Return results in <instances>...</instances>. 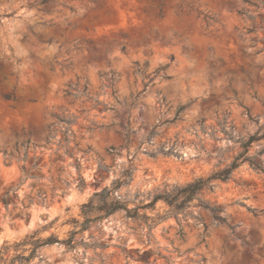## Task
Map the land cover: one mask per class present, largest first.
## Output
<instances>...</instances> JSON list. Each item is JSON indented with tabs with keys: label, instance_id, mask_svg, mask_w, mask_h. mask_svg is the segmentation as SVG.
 <instances>
[{
	"label": "rangeland",
	"instance_id": "374dc122",
	"mask_svg": "<svg viewBox=\"0 0 264 264\" xmlns=\"http://www.w3.org/2000/svg\"><path fill=\"white\" fill-rule=\"evenodd\" d=\"M42 1L0 0V264H264V137L176 215L162 198L264 131V0ZM105 187L131 214L98 210ZM34 233L72 241L24 261Z\"/></svg>",
	"mask_w": 264,
	"mask_h": 264
},
{
	"label": "trees",
	"instance_id": "16d2710c",
	"mask_svg": "<svg viewBox=\"0 0 264 264\" xmlns=\"http://www.w3.org/2000/svg\"><path fill=\"white\" fill-rule=\"evenodd\" d=\"M45 1H47V0H43L42 2H45ZM91 2H95V0H91ZM156 2H157V5L155 6V8L151 7V9L152 10L155 9L153 14L156 17L162 18L164 15L165 0H156ZM176 7H177L179 13L183 12L181 5H177ZM187 7L191 8L192 6L190 4H188ZM204 18H207V15H204ZM0 68H1V66H0ZM50 69L52 70V67ZM135 73L146 75V77L148 78L147 83H150L152 81V78L146 74L145 67H140V66L136 65ZM118 76L119 75L115 72H111L110 74L105 76L106 81L108 82V84L111 88H112L113 84L116 82V80L118 79ZM2 78L4 79L5 76H3ZM144 85L146 86L147 84H144ZM77 89H79V86L77 84H75L69 88V90L67 91V94L73 95V91H76ZM86 89H87V84H84L82 86V91H85ZM111 92L114 93V90L112 89ZM2 97L5 100H12V101L16 100V96L14 95L13 92L2 93ZM30 100H33V99H30ZM183 108H184V106H179L177 108L176 113H175V118L178 117L179 113L182 111ZM56 118H57V124L62 125L64 127L62 133L65 136V140H67L66 137H67V133L69 131V127L72 123V120L69 118H66V117H56ZM262 137H264V131L258 137L251 136L247 140H245L242 143L244 151L242 153H240L232 161V163L230 164V166L228 168H226V169L222 170L221 172H218V173H216V174H214L211 177H208L206 179H202V178L197 179L195 182H193V183L189 184L187 187L181 189V191H180L181 193L175 194L171 197L170 196L162 197L164 199V201L171 207L170 213L176 215L179 212L182 205H185V203L187 201H189L190 199H192L194 197L195 193H197L200 189H202L203 187L208 185V182L210 179H212V178H219L221 180L227 179L231 170L238 166L239 163L237 162V159L247 150V148L251 145V143L253 141L259 140ZM20 146H21V150H20V147L17 144H15L10 151L7 152V150H4L3 153L7 154L8 158H11L12 156L16 155L18 158H22V160L25 161L26 157H27V149L29 146V141L23 142L22 144H20ZM65 152L68 155L71 154L70 151H68V150H65ZM85 152H87V150H85ZM244 160H247V158H244L242 161H244ZM251 164L255 165L256 167H259V165L255 164L254 162H251ZM75 166H76V169L78 170L79 169V163L76 162ZM77 186L79 188H82L84 186V178L82 176L78 177ZM116 187H117V185L114 188H116ZM110 192H111V189H108L107 187H105L100 192H97L94 194V196L98 198V202L100 203V207L98 208V210L103 211L105 215L110 214V213H112L118 209H124L127 214H131V210L128 209L124 203L119 202L115 198L109 199ZM180 197H182V201L179 203L178 198H180ZM204 207L208 208L212 212L213 217L217 220V222H219L221 224L227 223L226 217L217 213V211L220 210L219 208L209 207L208 205H204ZM252 212H253V210H252ZM97 218H99V217H97ZM85 228H86V225H83L81 229H85ZM149 229H150V227H149ZM71 241H72L71 237H69L65 240H60L57 236H55L54 234H51L45 238H39L36 236V233H34L31 236H29L28 238L22 240L21 242H15L14 246H21V245L25 246L28 244L31 245V247L29 249V253L26 256H23V255L20 256V259L27 261L31 257L34 256V253L39 246H42L45 244L58 243V242H65L66 244H69ZM202 241H204V238H202ZM100 247H103V245H100ZM9 264H21V261L16 263L15 260H11L9 262Z\"/></svg>",
	"mask_w": 264,
	"mask_h": 264
}]
</instances>
